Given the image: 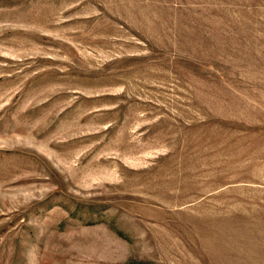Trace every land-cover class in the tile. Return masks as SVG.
I'll list each match as a JSON object with an SVG mask.
<instances>
[{
	"label": "rangeland",
	"instance_id": "obj_1",
	"mask_svg": "<svg viewBox=\"0 0 264 264\" xmlns=\"http://www.w3.org/2000/svg\"><path fill=\"white\" fill-rule=\"evenodd\" d=\"M0 264H264V0H0Z\"/></svg>",
	"mask_w": 264,
	"mask_h": 264
}]
</instances>
